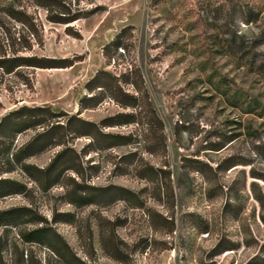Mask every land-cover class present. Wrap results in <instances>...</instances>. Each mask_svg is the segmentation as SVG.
Masks as SVG:
<instances>
[{
  "label": "rangeland",
  "instance_id": "374dc122",
  "mask_svg": "<svg viewBox=\"0 0 264 264\" xmlns=\"http://www.w3.org/2000/svg\"><path fill=\"white\" fill-rule=\"evenodd\" d=\"M46 2L0 0L56 66L0 68V264H264V0Z\"/></svg>",
  "mask_w": 264,
  "mask_h": 264
},
{
  "label": "trees",
  "instance_id": "16d2710c",
  "mask_svg": "<svg viewBox=\"0 0 264 264\" xmlns=\"http://www.w3.org/2000/svg\"><path fill=\"white\" fill-rule=\"evenodd\" d=\"M46 7H49L51 5L56 4V6L59 7L60 12L57 14H51L48 16V19L54 23H61V24H68L75 22L81 18H85L86 15L82 13V11L78 12H72V10L66 6L65 4H62L60 0H46ZM135 27L133 25H128L122 28V30L113 38L112 41H110L108 44H106L103 47V53L106 58V61L109 64L112 63V61L115 59L116 55L120 50L126 51L131 53V51L135 50V34H134ZM35 40L36 42L42 46L43 45V37L38 33L37 30L34 32ZM32 44L30 42H27L23 45L25 49H30ZM22 66H30V67H37V68H49V67H56L51 66L46 63V59L38 56H27V55H14L10 57H4L0 58V68L4 69L6 73L13 72L16 68L22 67ZM105 76H111L113 79L114 77L118 79L117 76H112L110 72L107 70H100L95 75V77L89 82L90 89H94L96 87H105L104 84H102V79ZM119 80V79H118ZM120 90V88H119ZM122 91V90H120ZM98 98L96 96L91 97H84L81 100V107L82 108H91L95 105H97ZM93 102V103H91ZM47 108L43 107H27L22 106L15 112H21L23 110L28 111H35V110H45Z\"/></svg>",
  "mask_w": 264,
  "mask_h": 264
}]
</instances>
